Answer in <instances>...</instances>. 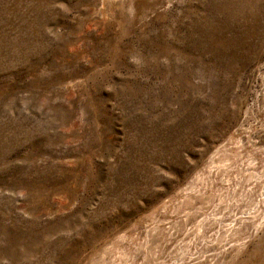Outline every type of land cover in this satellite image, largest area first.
Here are the masks:
<instances>
[{"label": "rangeland", "instance_id": "rangeland-1", "mask_svg": "<svg viewBox=\"0 0 264 264\" xmlns=\"http://www.w3.org/2000/svg\"><path fill=\"white\" fill-rule=\"evenodd\" d=\"M0 264H264V0H0Z\"/></svg>", "mask_w": 264, "mask_h": 264}]
</instances>
